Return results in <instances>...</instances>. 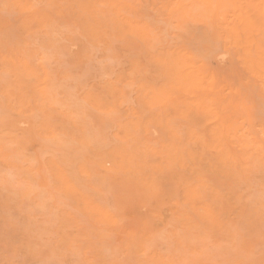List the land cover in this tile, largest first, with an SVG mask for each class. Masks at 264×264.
Returning a JSON list of instances; mask_svg holds the SVG:
<instances>
[{"label":"rangeland","instance_id":"374dc122","mask_svg":"<svg viewBox=\"0 0 264 264\" xmlns=\"http://www.w3.org/2000/svg\"><path fill=\"white\" fill-rule=\"evenodd\" d=\"M0 264H264V0H0Z\"/></svg>","mask_w":264,"mask_h":264},{"label":"clouds","instance_id":"9594fccd","mask_svg":"<svg viewBox=\"0 0 264 264\" xmlns=\"http://www.w3.org/2000/svg\"><path fill=\"white\" fill-rule=\"evenodd\" d=\"M39 191L42 201H47L52 197V193H50L47 189H41Z\"/></svg>","mask_w":264,"mask_h":264},{"label":"bare ground","instance_id":"6f19581e","mask_svg":"<svg viewBox=\"0 0 264 264\" xmlns=\"http://www.w3.org/2000/svg\"><path fill=\"white\" fill-rule=\"evenodd\" d=\"M246 30H248V29H246ZM67 189V188H66Z\"/></svg>","mask_w":264,"mask_h":264}]
</instances>
